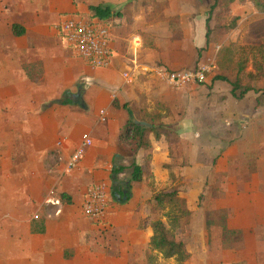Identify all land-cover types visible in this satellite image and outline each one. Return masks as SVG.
I'll return each mask as SVG.
<instances>
[{
	"label": "crops",
	"instance_id": "0c3cea01",
	"mask_svg": "<svg viewBox=\"0 0 264 264\" xmlns=\"http://www.w3.org/2000/svg\"><path fill=\"white\" fill-rule=\"evenodd\" d=\"M128 2L134 7L132 19L119 15L112 20L113 57L108 69H91L72 47L56 38V26L63 19L57 22L55 18L53 28L48 29L47 18L77 12L82 15L86 12L90 18L93 13L89 8L102 4L120 9L119 14ZM213 4L214 0H0V131L5 133L4 145L10 156L5 160L14 161L16 146H21L20 155L24 152L26 156L20 159L23 164L19 169L0 170V264H12L7 258L16 255L19 260L13 264H86L91 260L95 255L92 251L102 243L97 229L83 215L88 189L102 184L110 193L114 162L124 168L120 179L125 180L128 174V181L132 164H144L142 152L133 156L119 145L129 121L123 107L127 105L130 109L128 103L143 96L139 92L146 83V71L154 69L151 63L158 56L174 71L208 65L204 56L198 57L197 50L206 48L207 19ZM160 18L162 21H158ZM14 25L21 27L18 31H23L22 36L14 34ZM176 34L179 35L175 37ZM135 63L139 67L132 72L130 82L124 79V74L133 70ZM211 78L212 74L205 83ZM212 80L209 85L210 90L214 87L212 92L225 86L228 99H234L228 84ZM158 84L169 89L171 97L166 100L179 97L183 103L181 111L186 116L173 123L180 128L179 144L173 147L179 150V145L189 138L187 130L196 126L195 94L207 87L174 88L160 80ZM62 100L69 104H59ZM168 100L157 101L164 102L172 113L169 119H173L174 111ZM114 101L119 108L114 107ZM241 124L247 126L249 122ZM236 132L231 136L243 137V130ZM260 132L261 136L254 140L256 144L264 142V128ZM84 137L92 140V146L87 148L79 168L64 175L66 161ZM62 139L67 142L59 147ZM150 141L153 155L158 151L170 153L164 140L156 142L150 136ZM151 166L153 170V162ZM253 186L250 181L249 189L244 191L245 196H251L248 204H252V197H258L256 193L264 199V185L258 191L252 190ZM61 195L67 197L65 202L61 201ZM243 199L246 203V198ZM130 206L127 204L110 216L108 213L102 222L117 223L124 230L131 228L139 219L130 214ZM258 208L263 209L264 202L254 209ZM35 217L44 225L43 234L32 233ZM263 217H252L240 222L244 227L234 229L257 233L256 228L264 227ZM133 244L130 242L129 247Z\"/></svg>",
	"mask_w": 264,
	"mask_h": 264
},
{
	"label": "rangeland",
	"instance_id": "374dc122",
	"mask_svg": "<svg viewBox=\"0 0 264 264\" xmlns=\"http://www.w3.org/2000/svg\"><path fill=\"white\" fill-rule=\"evenodd\" d=\"M132 6L133 3L128 2L124 12H119V14L117 11H121L120 9L111 8L114 15L107 20L109 26L114 28L112 20L119 15L131 20L134 11ZM232 11V15H239L236 28L223 35L211 32L210 43L206 45V48L197 50L198 57L204 56V62L207 61V64L214 68L210 72L212 78L218 74L216 62L223 47L232 46L241 51L264 43V12H258L251 3L242 2V0H237ZM83 15L79 12L77 14L62 13L60 17L47 18L48 29L53 28L55 18L58 22V19L73 16L84 19L89 17L86 12ZM216 26L217 23L212 20L211 29L216 31ZM178 35L176 34L175 37ZM56 38L68 44L63 36L58 34ZM164 43V40L160 43L162 48ZM151 64L153 68L174 71L164 63L160 56ZM186 70L189 71V68L177 71ZM248 72L253 73L251 65L248 67ZM144 79L146 83L151 84L145 83V87L142 85L143 90H140L139 95L143 96L128 103L134 117L139 115L140 109H145L149 113H157L156 116H161L162 122L169 124L167 126L173 130L175 135H178L180 128L177 129L173 123L186 116L181 111L180 105L183 104L181 98L167 99L174 111L173 119H169L172 115L166 114L163 102L167 101V97H171L169 89L158 84L159 80L153 72H147ZM210 80L207 83L196 85L207 87L208 90L203 88L195 94L198 105L196 104L197 112L193 113V118L196 126L194 129L187 130L190 134L189 138L184 139V144L179 145V150L176 147L169 151L168 155L160 154V151L156 155L151 154L153 175L143 183L134 185L135 189L132 190L129 202L115 203L112 198L113 188L110 189V193L108 192L106 215L109 213L110 216L111 213L118 212L123 209V206L130 204L131 212L130 210L129 212L136 214L139 219L138 223L134 222L131 228L124 230L119 228L117 223L112 225L108 222H90L83 213L90 224L97 229L102 243L92 251L95 255L86 264H148V255L153 258V264H264V227L256 228L257 233L234 229V227H244L240 226L242 225L240 222L245 223L252 217L257 219L264 216V208L254 209L263 204V195L259 197L256 193L258 197H252L254 199L252 204L247 203L251 196L244 195V191L249 189L247 185L250 181L254 185L252 190L258 191L261 185H264V142L260 140L256 144L254 141L256 137L261 136L260 129L264 128V96L261 92H251L245 100L228 99L225 86L214 90L216 93L212 92L214 87L209 89ZM263 86L264 83H257L258 89ZM150 88L148 92L147 89ZM242 122H249V124L246 126L241 124ZM237 129L243 130V137L247 134L248 136L245 138L231 136V133L237 134ZM4 134V131H0V170H17L23 164L20 159L26 156L24 152L21 156V146H16L13 150L16 154L14 161L5 160V157L10 156L7 153L8 147L4 145ZM222 135H224L223 140H220L219 137ZM237 142L247 143L237 145ZM114 165H117L116 162ZM255 174L258 176L253 177ZM127 175H125V180L118 177L117 182L126 185L129 179ZM173 187L179 190L181 197L188 201L193 211L189 225L186 226L187 220H182L184 227L176 230L178 237L184 233L187 249L192 255V258L184 263H179L175 259L164 260L160 254L149 248V241L153 235L151 225L158 220L169 225V216L172 214L169 204L156 205L154 203V195L166 192ZM243 198H246V203H243L245 201ZM207 222L209 226L206 225ZM138 230L142 233L140 234ZM230 231L233 233L227 234ZM124 232L127 233L122 234ZM130 242H135L134 246L129 247ZM15 257L18 258L16 255L7 259L13 264L15 260H19Z\"/></svg>",
	"mask_w": 264,
	"mask_h": 264
},
{
	"label": "trees",
	"instance_id": "16d2710c",
	"mask_svg": "<svg viewBox=\"0 0 264 264\" xmlns=\"http://www.w3.org/2000/svg\"><path fill=\"white\" fill-rule=\"evenodd\" d=\"M237 0H214V4L210 10L209 18L207 19L206 44L210 43L211 32L221 35L227 34L236 28V23L239 17L232 15L231 7ZM250 2L258 12H264V0H242V2ZM90 12L93 17L99 20H108L114 14L109 6L90 7ZM230 21L227 22V19ZM214 20L217 23L216 31L209 27L210 22ZM17 25L13 26V31L16 36H22L23 31H18ZM232 46L223 47L219 52L216 65L218 74L213 77L212 82H223L231 87L232 96L238 100H244L251 92H261L264 96V86L257 88V83H264V43L259 46L249 47L239 51ZM251 65L253 73L248 72V67ZM59 104L68 105L69 101L62 100ZM114 107L119 108L117 101H114ZM124 110L129 115V121L119 138V145L123 151L136 156L142 152L144 154V164L140 166L135 162L132 164V174L126 185H121L117 182L119 174L124 171L123 167L114 165L112 169V198L115 203L124 204L131 200L133 184H140L153 175L151 166V154L153 145L150 141V136L154 137L156 142L164 140L169 150L179 144L177 135L164 122L161 116H156L157 113H149L145 109L139 110V115L134 117L133 112L125 105ZM166 114L171 115L170 109H165ZM135 121L146 123L150 128L136 125ZM60 199L65 202L67 197L61 195ZM154 203L162 205L167 203L170 206L172 214L169 225L158 220L151 225L153 235L149 242L151 251L162 256L164 260L175 259L179 263L188 262L192 255L187 249V243L182 236L176 235V230L184 227L182 220L186 221V226L189 225L193 211L190 209L188 201L181 197L179 190L176 187L168 191L159 192L154 195ZM155 205V206H156ZM209 226V223L207 222ZM182 227V228H181ZM31 230L34 234H43L44 225L40 219L35 217L31 224ZM228 232L227 234H232ZM153 258L148 255V264H153Z\"/></svg>",
	"mask_w": 264,
	"mask_h": 264
},
{
	"label": "built area",
	"instance_id": "2783aa9c",
	"mask_svg": "<svg viewBox=\"0 0 264 264\" xmlns=\"http://www.w3.org/2000/svg\"><path fill=\"white\" fill-rule=\"evenodd\" d=\"M56 31L65 38L78 57L85 61L91 69L99 70L110 67L113 57V37L111 27L106 20H99L94 17L84 19L73 16L64 18L56 26ZM134 65L133 70L124 74V79L130 82L133 80L132 72H135L139 67L137 63ZM212 70L214 68L207 65L189 71H168L156 67L151 69L150 72H153L160 81L174 88H181L186 85L204 84ZM102 116H104V113H102ZM66 142V139H62L58 142V146L62 147ZM91 146L92 140L84 137L66 161L63 169L64 175H69L79 168L86 155L87 148ZM107 195L108 190L105 185L96 184L89 188L87 199L83 205V213L90 221L94 223L104 221L107 213Z\"/></svg>",
	"mask_w": 264,
	"mask_h": 264
},
{
	"label": "water",
	"instance_id": "95a60500",
	"mask_svg": "<svg viewBox=\"0 0 264 264\" xmlns=\"http://www.w3.org/2000/svg\"><path fill=\"white\" fill-rule=\"evenodd\" d=\"M135 124H136V125L143 126V127L150 128V125H148V124H146V123H142V122L135 121Z\"/></svg>",
	"mask_w": 264,
	"mask_h": 264
}]
</instances>
